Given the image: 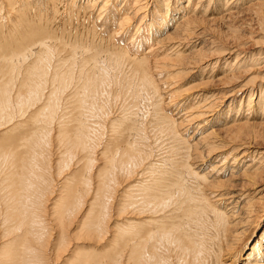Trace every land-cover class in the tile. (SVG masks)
<instances>
[{
    "label": "bare ground",
    "instance_id": "bare-ground-1",
    "mask_svg": "<svg viewBox=\"0 0 264 264\" xmlns=\"http://www.w3.org/2000/svg\"><path fill=\"white\" fill-rule=\"evenodd\" d=\"M140 1L69 0L62 10V0H0V264H232L226 261L245 245L239 244L240 236L251 215L258 216L251 197L240 193L246 195L248 211L234 237L239 200L231 205L234 196L223 192L234 185V177L220 174L222 179L213 181L199 173V165L205 152L225 148L217 153L218 164L207 166L211 172L240 164L241 185L262 179L264 154L241 143L231 145L251 124L234 120L224 131L230 142L204 138L206 150L198 152V144H190L165 113L161 89L196 67L195 74L208 70L211 75L188 89H246L250 103L252 83L264 81V64L259 69L264 35L255 52L239 51L229 64L221 57L230 53L229 46L221 44L212 54L205 47L186 56L167 52V59H158L173 39L183 41L198 24L208 32L210 19L184 18L181 12L176 17L178 0L174 9L172 0H155L146 24L157 21L158 29L140 37L139 26L131 22L146 11L147 2ZM215 1H222L230 18L247 9L255 16L264 10V0ZM198 2L193 10L201 7ZM211 3L202 6L207 10ZM92 12L100 28L85 19ZM170 19L179 20L175 31L159 36ZM158 42L160 50L153 46ZM211 56L213 62L200 65ZM159 61L173 64L167 70L176 74L169 77ZM222 90L203 99L207 110L216 105L213 99L225 96ZM256 102L264 111V85ZM21 128L30 132L6 135ZM113 213L116 222L110 223ZM262 237L264 228L242 254V264H264ZM82 241L92 245L77 246ZM65 251L70 258L57 262Z\"/></svg>",
    "mask_w": 264,
    "mask_h": 264
},
{
    "label": "rangeland",
    "instance_id": "rangeland-1",
    "mask_svg": "<svg viewBox=\"0 0 264 264\" xmlns=\"http://www.w3.org/2000/svg\"><path fill=\"white\" fill-rule=\"evenodd\" d=\"M67 1L69 2V0H62V2H61L62 3L61 6L63 7L62 10H64V6L68 3ZM75 1L78 4H81L84 1L87 2V0H75ZM207 1L208 0H199L197 6L199 4H201L200 5L201 7H197L196 10H193L195 8L194 5L196 4V0H189L188 5H187V7L191 9L189 12L186 11V6H185L186 0H178V2L176 1L175 3H174V0H172V2L170 1V5L172 8L175 4L174 8L179 9L178 11H175L174 15H176V17L178 16V14H176V12H178V13L181 12L180 14L182 16L185 15L184 18L193 17V16L198 15L200 17H204V19H208V20L210 19V24H209L210 30L208 32H206L207 28H205L203 24H201V25L198 24L194 28L195 32L192 34H189L188 37H185L183 41H181L180 39H173L168 44V46H166L168 48H166L165 51H163V53H161V54L159 53L158 59H160V58H162V60L167 59L165 56V55H167V52H168V54H174L177 52V53H179L178 55H180V56L181 55L186 56V55H189V54L195 52L197 50V48H205V47L209 48L208 51L206 52V54H212L218 50V48H219L218 45L221 44L222 46H226V45L229 46L228 47L229 48L228 51H230V53H228L229 55L225 52L224 55L221 56L223 58V60L226 59L227 60L226 63L229 64L230 62L234 61V59H235L234 55H236L237 52H239V51H241V52H246V51L247 52H253L254 51L255 52L254 49L259 48V46H260L259 43H262V39H263L262 35H264V18H263L264 17V10L261 11L260 15H258L259 14L258 13L255 16V14L253 13V11L251 9H247L244 12H242L241 14H239L238 16H235L234 18H230V17H227L228 16L227 14H224V13H226V10L223 9L222 1L216 4V1L212 0V3L207 5L209 7V9L206 10V6H202V4H206ZM88 2H89V0H88ZM144 2H147V5L145 6L146 11L140 10L138 13L133 15L134 17L131 21L132 24H134V23L136 24L135 26H139V29L136 32V35H139L140 37H143L145 35V33L150 32L149 30L154 31V30L158 29V25H159L157 23V21H156V23L153 22L154 26L152 25V27H150L149 24H146L148 19L152 16L151 11L154 9L153 4H154V2L156 3L157 1H155V0H141L139 2V5H140V3H144ZM245 4L241 5L238 10L239 11L243 10L245 8L244 6H246ZM213 6H214L215 10H213V12H210V9H212ZM96 7L98 8L99 5H97ZM181 10H183V11H181ZM204 10H206L207 13L206 12L203 13L202 11H204ZM173 11H171V14H173ZM169 12L170 11H168V13ZM140 13H142V14H140ZM140 15H141V17H143L142 19L140 18ZM221 15H226V16L224 19L218 18ZM95 16H96V12L95 13L92 12L91 15L90 16L87 15L85 19H87V22H94V23H92V25H95V28H97V27L100 28L99 24H100L101 20L99 19L98 21H96L97 19ZM131 16H132V14H131ZM89 17L91 18V20L89 19ZM180 18H182V17H180ZM214 18H216V19H214ZM92 19H93V21H92ZM106 19H107V17H106ZM178 21L179 20L170 19L168 22L169 23L168 26H166L161 31L158 30V32H160L159 36L162 37L165 35L166 32L168 33L169 31H175V28L178 25ZM113 25H115V24H113ZM116 27H118V26H116ZM128 30H129V28H128ZM134 30L135 29L133 27L131 32H134ZM230 33L232 34V38H234V39L228 37ZM156 34H158V33H156ZM153 37H154V35H152V38ZM212 38H214V39H212ZM127 42H125V43H127ZM179 42H182V44L179 45ZM173 43L175 45V46L173 45L174 49L172 47H169V45H172ZM158 45H160L159 42L157 43V45H153V46L157 47ZM215 46H218L217 50L214 49ZM161 47H162V45L158 46L157 48H159V50H160ZM157 48H155V49H157ZM171 56H173V55H171ZM230 56H232V57H230ZM255 56H257V57L262 56V54H255ZM170 58H173V57H170ZM214 58H215L214 56H211L210 58H208L205 61L200 60V63H201L200 65L204 66L205 64L209 63L210 61L213 62ZM159 62L161 63L160 65L163 64L166 67L163 71H165L167 73L171 72V71L167 70V68L172 67L173 64L168 63L166 61L163 63L161 61H159ZM260 62L261 63L259 65V67H260L259 69H261V66L264 64V58L261 59ZM190 65L191 64H189V66L187 65V69H191ZM263 67H264V65L262 66V68ZM195 70H196V67L191 69L190 70L191 73H189L188 75H186L182 79L176 78L178 81L177 80L174 82L168 81L166 78L165 81H168L171 84L169 83L166 86L162 85L163 89H161V93L163 96L162 99L167 104L166 105L167 108H165V113L169 114L172 118H174L176 120V122L178 123V128H181L180 131H181L182 136H185L187 141L192 145L197 143L198 144L197 151L204 153V151L206 150V146L204 145V142H201V141H204V138L208 139V140H210V139L216 140V139H222L223 138V140L225 142H230L229 135L227 136V138H225L226 134H228L227 132H224V131H226L225 129H227L232 124V122L234 120H237V122L240 120L242 122L246 121L247 123H249L251 125H249L247 130L244 129L245 133L241 134V136H240L241 139L239 137V139H236V141L233 140V143L231 145L233 146V145H237V144L241 143L245 147H247L248 149H256V150L261 151L264 154V111L261 109V107L259 108V106H257L258 103L256 102L258 90H259V88L263 87L264 81L262 82L259 80V78H257V81L252 83L254 86L253 89H254L255 93L253 94V98L250 100V103H249L246 100L247 99L246 89H244L243 92L237 90L238 88L234 89L233 87H231V89L228 87V89L224 88V90H222V88L218 85H215V86L214 85H204V86L199 85L198 89H193V88L188 89V87H191L192 85L197 84L198 80H200V81L205 80V79H203V77H206L204 75H211L210 71H208V70H205L202 75H201V73H198V75H197V74H195V72H196ZM203 70H204V68H203ZM175 74H176V72L173 73V71H172L170 73L169 77H171V75H175ZM209 77H212V76H209ZM214 78H216L215 75H214V77H212V79H214ZM212 81H214V80H212ZM259 83H261V85ZM170 89H172V91H170ZM221 90L223 92H225V96L221 97L220 99H219V97L216 96L218 99L215 98V100L217 99L215 102L213 99V103H214V105L215 104L216 105L211 110H207L205 108L206 106L204 105V103L209 100V98H210L209 95H211L213 93L215 94V92L221 91ZM170 93H174V95H177V97H173L171 99H168L167 96ZM211 97L213 98V96H211ZM212 98H210V99H212ZM203 99L206 101L204 102ZM169 100H170V102H169ZM190 102L192 104H190ZM196 105L198 108L195 107ZM188 108H190V109H188ZM259 112H261V113H259ZM189 113L190 114L193 113V115H189ZM237 114H238V116H237ZM191 117L193 119H189ZM181 122H184L185 125L181 124ZM27 125H29V123L25 124V126H27ZM22 131H25V132L29 131L30 132V129H22L21 128L20 130L11 131V132L7 133L6 135L9 138H11L10 135H12L14 133H17L19 136H21ZM210 133H214V135L212 134V137H211V135H208ZM202 135H205V137ZM6 140H8V139H6ZM1 142L4 146H6V144H7L6 141L1 140ZM164 145H166V144H164ZM204 147H205V149H204ZM217 148L215 149L216 151H213L212 154L208 155L207 152H205V157L202 159L203 163H201V165H199V168H200L199 173L200 174L203 172L208 173L210 178L212 176L211 180H213V181H215L217 179H222V178H229L230 176L234 177L232 179L233 181H231L234 185L228 189L224 188V190H223L224 197L225 196L227 197V195L225 194L227 192L231 193L234 196L233 197L234 201H232V203H230L231 200L229 198L225 199L226 201L229 200V201H227V204L230 203L231 205H233L235 201L239 200L238 205L235 207V209H237L235 212H237V211H240V212L233 215V216H235L234 220L236 222L234 230H233L234 231L233 236L235 237V233H237L238 231H240L242 229L243 226H240V224L244 223L246 221L244 219V217H246L245 212L248 211V204H246V206L244 205L247 202V199L244 198V197H246V195L251 197L250 202L252 204H254V205H252L253 209H256L255 212L258 215L256 218H254V215H251L252 216L251 222L246 225V229L244 230V233L240 236L241 239H240L239 244H241L243 241L245 243V245L241 247V249H240V251L236 257L234 256V257H232L226 261V262H230V260H231L232 264H240V263L242 264V262H243L242 254L245 251H247V252L249 251L248 248L250 249V246L252 245L253 241L260 236V233L262 232V230L264 228V209H263L264 208V174L262 175V179H261V176L259 177V179L258 178L255 179L254 184L241 185V180H240L242 178L241 172L243 171L244 167L240 166V164L238 166H234L233 170H232V168L225 166V167H223L224 170L221 171V173L220 172L218 173V171H216V172L212 171L211 172L209 170L210 168H208L207 166L210 164H212V166L218 164L217 160H219V157H217V153L223 152V150H225V148H218V149ZM248 156H249V154H248ZM248 156H244V158H242V160L244 159L246 161V163L249 162V160H250V158L248 159ZM257 156L258 155H256V158H257ZM206 171H208V172H206ZM216 174H217V176H216ZM220 174H223L221 176L222 178H218V177H220ZM240 193H244V194L246 193V195L243 194V196H242V195H240ZM228 195H230V194H228ZM51 197L53 198L54 195ZM52 198H50V199L52 200ZM218 205H219V208L223 209L224 206L220 205L219 202H218ZM241 206H243V210H240ZM230 207H231L230 205H227L224 208L225 213L228 212V209ZM256 207H258V208H256ZM261 208L263 210H261ZM116 218L117 217L113 213V216L111 217V220L109 222L110 223L116 222ZM241 221H243V222H241ZM261 240H262V243H264L263 237ZM72 242H75V241H72ZM90 244H87V242L82 241L80 243H77V246L83 247V246H89ZM75 245L76 244H74L71 247V249H73V247H75ZM66 252L67 251L61 252L59 254V258L56 259L57 262H58V260H60V257L62 258V260H63V258H65V260H63L64 263H65L66 259L68 260L70 258L71 254L66 253Z\"/></svg>",
    "mask_w": 264,
    "mask_h": 264
}]
</instances>
